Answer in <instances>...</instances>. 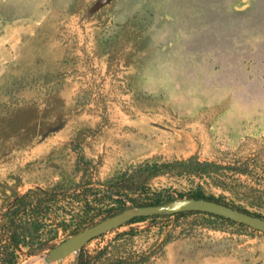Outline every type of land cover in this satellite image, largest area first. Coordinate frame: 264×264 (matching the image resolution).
<instances>
[{"label":"rangeland","instance_id":"obj_1","mask_svg":"<svg viewBox=\"0 0 264 264\" xmlns=\"http://www.w3.org/2000/svg\"><path fill=\"white\" fill-rule=\"evenodd\" d=\"M192 156L247 161L249 177L228 179L239 199L187 176L152 180L148 196L201 194L264 217V0H0V210L61 180L96 191ZM88 202L89 214L61 203L53 239L20 264H48L56 245L118 213L99 195ZM130 230H151L136 249L171 233L148 264H264L263 233L202 216L123 226L83 250Z\"/></svg>","mask_w":264,"mask_h":264},{"label":"trees","instance_id":"obj_2","mask_svg":"<svg viewBox=\"0 0 264 264\" xmlns=\"http://www.w3.org/2000/svg\"><path fill=\"white\" fill-rule=\"evenodd\" d=\"M250 173L247 161L240 164L221 165L214 162L199 161L192 156L184 160L139 165L129 173H124L100 184L101 188L96 191L91 188L89 183L84 187L80 184L67 186L64 180H61L43 191L28 190L21 195L15 194L8 207L0 210V264H20L26 258L40 252L55 236L57 231L55 223L59 221L57 220L60 217L59 211L64 212L61 203L67 199L81 205L83 212L86 214L93 211L90 202H88L89 197L96 198L97 195H99L101 201L117 203L119 205L117 212L129 207L160 205L166 203V201L159 200L158 194L148 196L149 184L156 178L168 176H187L207 180L214 187L229 193L233 198L239 199L240 192L235 187H230L228 179H232L234 176L249 177ZM70 191L72 192L70 193ZM141 197L145 198L141 199ZM188 198L221 203L264 219L259 214L237 206L233 202L225 203L211 196L204 197L201 194ZM247 206L251 209L257 207L254 202L247 203ZM106 212L107 216L113 215L111 210ZM187 216L207 217L229 225L250 229L230 220L200 212L138 218L124 226L155 221L161 217L182 218ZM150 231L130 230L117 234L104 247L92 252H86L82 247L78 252L76 264H148L160 254L166 244L172 241L170 232H167L164 236L161 233H153L151 236L156 239L151 245L144 249H136L134 247L135 239L149 236Z\"/></svg>","mask_w":264,"mask_h":264},{"label":"water","instance_id":"obj_3","mask_svg":"<svg viewBox=\"0 0 264 264\" xmlns=\"http://www.w3.org/2000/svg\"><path fill=\"white\" fill-rule=\"evenodd\" d=\"M191 212L215 215L264 234V219L260 217L252 216L224 204L205 199L183 198L160 205L123 209L68 237L52 248L44 260L47 262L61 260L71 253L78 252L90 241L108 232L119 229L138 218L173 216Z\"/></svg>","mask_w":264,"mask_h":264},{"label":"bare ground","instance_id":"obj_4","mask_svg":"<svg viewBox=\"0 0 264 264\" xmlns=\"http://www.w3.org/2000/svg\"><path fill=\"white\" fill-rule=\"evenodd\" d=\"M71 254H73V253H71ZM70 255V254H69ZM68 255V256H69ZM67 257V256H66ZM65 258V257H64ZM64 258L62 259V261L64 260ZM43 262V261H42ZM42 262H40V263H42ZM54 262V261H53ZM40 263H36L34 260H29V261H26V262H24V263H22V264H40ZM46 263H48V264H51L52 262H47L46 261ZM43 264H45V263H43ZM53 264V263H52Z\"/></svg>","mask_w":264,"mask_h":264}]
</instances>
